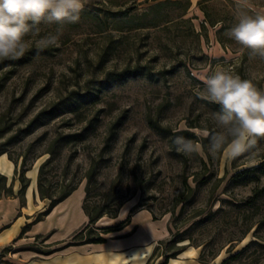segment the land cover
Segmentation results:
<instances>
[{"label": "rangeland", "instance_id": "1", "mask_svg": "<svg viewBox=\"0 0 264 264\" xmlns=\"http://www.w3.org/2000/svg\"><path fill=\"white\" fill-rule=\"evenodd\" d=\"M252 3L264 11V0ZM234 8V0H89L78 22L63 25L58 46L33 45L20 59L0 61V205L19 200L23 219L17 237L0 242V264H26L17 258L21 251L47 264L51 254L98 234L109 253L112 242L134 235L137 226L99 231L125 220L140 199L130 221L142 212L140 220L149 218L158 232L167 227L166 236L149 245L146 264H264V139L252 153L229 160L212 156L208 139L198 135L215 130L212 113L220 110L201 99L200 76L221 68L264 89V61L239 53L225 34L236 23ZM41 27L43 36L60 25ZM82 128V137H67ZM177 135L201 143V153L177 152ZM134 174L143 191L130 197ZM86 177L93 212L110 213L126 198L116 218L104 214L72 238L87 218L61 241L50 239L54 230L26 234L50 214L39 178L52 196L76 185L84 213ZM184 181L196 191H184ZM77 195L69 207L74 223L80 221ZM172 210L177 227L188 229L176 244L168 242ZM180 248L188 256L180 252L165 263Z\"/></svg>", "mask_w": 264, "mask_h": 264}, {"label": "clouds", "instance_id": "2", "mask_svg": "<svg viewBox=\"0 0 264 264\" xmlns=\"http://www.w3.org/2000/svg\"><path fill=\"white\" fill-rule=\"evenodd\" d=\"M88 3L89 0H0V61L20 59L33 45L38 50L58 46L63 25L78 22ZM234 3L236 23L225 34L239 46V53L264 61V11H257L252 0ZM52 24L60 27L41 36V26ZM199 78L204 84L201 99L220 109L212 113L215 130L198 132L208 139L209 153L214 157L222 154L229 160L252 153L258 139H264V89L251 79L221 68ZM173 143L177 152L189 157L202 151L201 143L182 135H177ZM121 212L126 215L123 209ZM108 254L121 264H143L144 250L131 256L115 250Z\"/></svg>", "mask_w": 264, "mask_h": 264}, {"label": "crops", "instance_id": "3", "mask_svg": "<svg viewBox=\"0 0 264 264\" xmlns=\"http://www.w3.org/2000/svg\"><path fill=\"white\" fill-rule=\"evenodd\" d=\"M78 190L73 192L68 198L56 205L47 216L44 221L38 222L31 226L30 230L26 234H37V233H48L54 230L51 234V238L55 241H61L66 239L71 235L81 224L87 222V217L84 215L80 209V202L82 194L77 193ZM78 194L74 201L76 206V211L79 214L80 221L74 223L71 222V210H69L71 198ZM1 201V200H0ZM9 204V205H8ZM19 200L8 199L4 200V205H0V227L2 225L7 226L0 232V242H9L13 238L17 237L21 231L23 225V219L18 216ZM139 212L135 214L130 224L124 229L130 230L134 225L137 226V230L134 235L120 238L118 242H112L111 251L115 250L123 253L127 256H131L133 253L144 250L143 264H146L147 256L150 251L149 245L154 240H160L164 238L167 234V227L165 225L163 231L158 232L157 228L152 223V221L147 218L145 221L140 220ZM13 220V221H12ZM10 223V225H8ZM165 235V236H164ZM107 243L105 244H83L77 247L68 246L64 248L61 253H53L49 256L47 264H121V261L115 260L108 256ZM25 251H21L17 254V258L21 261L26 262V264H35L36 253L31 252L29 255L25 254ZM188 251H184L181 255L188 256ZM15 255V253L13 254ZM177 260H175V263ZM189 264H198L196 261L192 260Z\"/></svg>", "mask_w": 264, "mask_h": 264}, {"label": "trees", "instance_id": "4", "mask_svg": "<svg viewBox=\"0 0 264 264\" xmlns=\"http://www.w3.org/2000/svg\"><path fill=\"white\" fill-rule=\"evenodd\" d=\"M209 24L211 25H215L214 21L212 20H208L207 21ZM150 126H153L152 122H150ZM87 129L86 128H82L79 132H76V133H69L67 135V137H71V138H75L73 139V141L77 140V138H80L82 137V135L84 134V132L86 131ZM158 130H161V129H158ZM186 134V133H184ZM123 174V169L120 167V170H119V174H118V177H121ZM134 177L132 179H130L129 181L134 185V191H133V194L130 195L133 196L137 190H140V192L143 191V185L141 183V181L135 176V174L133 175ZM195 178V176H194ZM87 179V185L85 187V191H86V194H85V197H84V200H83V204H82V209L85 213L86 216H88L87 218L89 219V222L88 224L79 229L78 231H76L73 235H72V238L78 236L79 234H81L83 231H85V229L88 228L89 229H92V226L93 224H95L98 220H100L102 218V216L104 214H107L111 219L112 218H116L117 216V213H118V210L119 208L122 206L123 202L126 200V198H123L121 199L115 206V209L110 212V213H103L101 211H96V212H93L88 206H87V196H88V186H89V182L91 181V178L90 177H86ZM198 187V186H197ZM38 188H39V193H40V196L42 198H47L49 199V205L47 207V210L45 212L46 215H48L51 211V209H53L56 205H58L60 202L63 201V199L65 200L72 192L73 190L75 191L76 190V185L74 186H71L68 190L62 192L61 194H59L58 196H55V195H47L48 193H45L42 189V185H41V179L39 178V181H38ZM183 190L184 191H188V192H195L196 191V188H192L190 187L186 181L183 182ZM182 196H183V193H179L178 195V203H182L183 202V199H182ZM142 200L140 199L139 202L137 204H135L129 211L128 213V216L125 220H123L122 222H120L118 225H116L115 227H107V228H102L99 232L100 233H104L102 235H107L109 233H112V232H115V231H119L121 230L123 227H125L126 225H128L130 223V217L132 216V214L134 212H136L138 209L142 208ZM184 209V203H182L181 205V209H180V213L181 211H183ZM151 212V215H152V219L156 220L157 217L156 215L152 212ZM177 220H178V215L175 214V212L172 210L171 211V218H170V227H169V232H170V238L168 240V242H173V243H179V242H183L185 241V237H184V234L187 232L188 229H185V230H181L180 227H177ZM40 220L37 219L35 221L34 224H36L37 222H39ZM33 224V225H34ZM29 224L27 226L24 227L25 231L29 229ZM174 229V230H173ZM38 236V235H36ZM105 242V239L103 237L100 236V234H98L96 237H94L93 239H85V240H82L78 243H75L76 245H79V244H85V243H96V244H101V243H104ZM189 245V244H188ZM185 248H180L178 250H175V252H173L172 254L170 255H167L165 257V263H167V260L169 258H174L175 256H177L180 252H182ZM51 253V252H50ZM48 253V254H50ZM4 264H11L7 261H4Z\"/></svg>", "mask_w": 264, "mask_h": 264}, {"label": "bare ground", "instance_id": "5", "mask_svg": "<svg viewBox=\"0 0 264 264\" xmlns=\"http://www.w3.org/2000/svg\"><path fill=\"white\" fill-rule=\"evenodd\" d=\"M192 251H193V250L190 249V254L192 253ZM188 253H189V252H188ZM189 256H190V255H189ZM175 260H176V259H173V262H174V263H175Z\"/></svg>", "mask_w": 264, "mask_h": 264}]
</instances>
